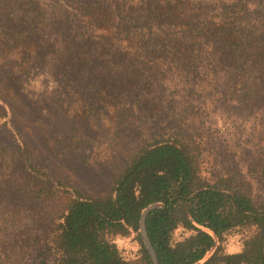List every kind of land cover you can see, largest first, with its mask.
Listing matches in <instances>:
<instances>
[{
  "label": "trees",
  "instance_id": "obj_1",
  "mask_svg": "<svg viewBox=\"0 0 264 264\" xmlns=\"http://www.w3.org/2000/svg\"><path fill=\"white\" fill-rule=\"evenodd\" d=\"M152 203L158 264H264V0H0V264H153Z\"/></svg>",
  "mask_w": 264,
  "mask_h": 264
},
{
  "label": "rangeland",
  "instance_id": "obj_2",
  "mask_svg": "<svg viewBox=\"0 0 264 264\" xmlns=\"http://www.w3.org/2000/svg\"><path fill=\"white\" fill-rule=\"evenodd\" d=\"M34 145H37L38 153L40 154L41 158H48L45 162L48 165L49 160V152H51L46 145L42 141L41 136L38 134L37 139L34 141ZM104 148V146H102ZM102 152V156H93L89 161L88 164H98V163H105L104 165H85V164H77L71 163L70 161L66 160L64 157H61V161L54 163L51 161L49 166L53 168L56 173L63 175L66 180L73 182L79 188L83 190H93V188L97 187L102 182L103 178L108 174L109 169L114 167V163L117 162L116 159L105 158V155H108ZM93 158L95 160H93ZM99 182V183H98Z\"/></svg>",
  "mask_w": 264,
  "mask_h": 264
},
{
  "label": "water",
  "instance_id": "obj_3",
  "mask_svg": "<svg viewBox=\"0 0 264 264\" xmlns=\"http://www.w3.org/2000/svg\"><path fill=\"white\" fill-rule=\"evenodd\" d=\"M154 206H155V203H152V204L146 206L142 210L141 216H140V231H141V234H142V237H143V241H144L146 247L149 250L151 259L153 261V264H158L155 250H154L153 246L151 245V242L149 240V237L147 235V231H146V228H145V216H146V213L149 211V209H151Z\"/></svg>",
  "mask_w": 264,
  "mask_h": 264
}]
</instances>
